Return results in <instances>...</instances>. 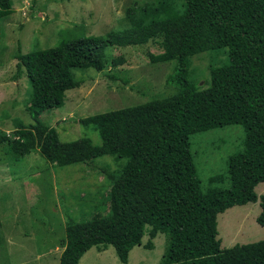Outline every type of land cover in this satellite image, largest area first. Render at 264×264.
<instances>
[{"label": "trees", "instance_id": "trees-1", "mask_svg": "<svg viewBox=\"0 0 264 264\" xmlns=\"http://www.w3.org/2000/svg\"><path fill=\"white\" fill-rule=\"evenodd\" d=\"M13 13V0H0V20ZM127 17L123 30L17 54L15 77L25 70L30 80L33 124L18 123L12 134L0 130V146L14 160L38 152L56 167H90L105 156L118 162L116 170L94 167L109 182V211L67 224L60 264H79L92 248L110 246L127 264L144 236V247L152 250L159 234L166 235L161 264H264V240L223 249L217 221L233 207L260 202L257 222L264 227V195L256 192L264 183V0H156L128 9ZM148 44L163 51L148 53L151 62H175L167 80L173 94L82 119L81 126L99 133L100 146L88 138L62 142L42 122L43 113L62 108L67 92L81 87L76 71L113 78L124 59L109 56L108 47ZM217 49L227 51L228 65L213 67L212 83L202 89L189 80L191 58ZM230 125L246 132L244 149L229 159L230 187L204 191L190 137Z\"/></svg>", "mask_w": 264, "mask_h": 264}, {"label": "rangeland", "instance_id": "rangeland-1", "mask_svg": "<svg viewBox=\"0 0 264 264\" xmlns=\"http://www.w3.org/2000/svg\"><path fill=\"white\" fill-rule=\"evenodd\" d=\"M156 0H13L14 13L0 20V130L12 134L21 123L33 124L27 107L32 88L26 71L18 78L17 54H29L57 47L64 39L104 36L129 27L127 11ZM217 51V52H212ZM191 58L190 82L202 89L212 83L213 67L228 65L225 49ZM157 45L108 47L109 56L124 62L112 77L94 69L76 71L83 81L80 88L67 92L62 108L46 111L41 120L54 127L62 142L88 138L102 144L94 127L81 126V120L97 114L142 105L175 92L167 84L175 62L153 63L148 53L159 55ZM246 132L242 125H230L200 132L190 137L191 153L204 191L230 187L228 163L244 149ZM7 146H0V264H60L62 240L70 221L84 222L97 214L106 215L107 184L95 168H118L113 157L96 159L89 167H56L38 152L14 160ZM95 167V168H94ZM223 176L221 181H212ZM108 182V183H107ZM264 195V183L256 188ZM260 202L233 207L218 216L222 248L264 240V227L257 222ZM136 246L127 264H161L166 235L154 239V249ZM79 264H123L115 249L89 250Z\"/></svg>", "mask_w": 264, "mask_h": 264}]
</instances>
